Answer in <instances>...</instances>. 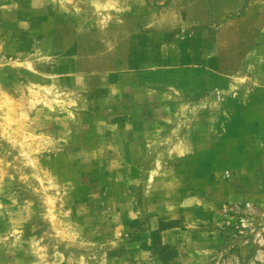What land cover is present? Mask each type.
<instances>
[{"label":"rangeland","instance_id":"1","mask_svg":"<svg viewBox=\"0 0 264 264\" xmlns=\"http://www.w3.org/2000/svg\"><path fill=\"white\" fill-rule=\"evenodd\" d=\"M0 264H264V0H0Z\"/></svg>","mask_w":264,"mask_h":264},{"label":"trees","instance_id":"2","mask_svg":"<svg viewBox=\"0 0 264 264\" xmlns=\"http://www.w3.org/2000/svg\"><path fill=\"white\" fill-rule=\"evenodd\" d=\"M153 245H154V249H155V247H156V246H159L160 244H153Z\"/></svg>","mask_w":264,"mask_h":264}]
</instances>
